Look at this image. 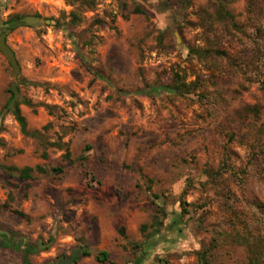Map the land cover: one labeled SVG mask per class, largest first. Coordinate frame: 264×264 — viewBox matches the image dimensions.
I'll return each mask as SVG.
<instances>
[{"label": "rangeland", "instance_id": "1", "mask_svg": "<svg viewBox=\"0 0 264 264\" xmlns=\"http://www.w3.org/2000/svg\"><path fill=\"white\" fill-rule=\"evenodd\" d=\"M90 1L0 0V25L39 18L0 28L20 67L13 77L0 53V165L47 171L24 182L0 169V264H58L76 250L89 255L71 264H199L200 249L211 264L254 253L264 264V115L243 112L264 107V0ZM173 71L198 83L194 95L135 93ZM14 82L27 129L47 126L68 159L57 147L42 158L21 134L7 109ZM159 207L176 225L150 238Z\"/></svg>", "mask_w": 264, "mask_h": 264}, {"label": "trees", "instance_id": "2", "mask_svg": "<svg viewBox=\"0 0 264 264\" xmlns=\"http://www.w3.org/2000/svg\"><path fill=\"white\" fill-rule=\"evenodd\" d=\"M66 3L70 6H77L81 4L84 0H65ZM89 8H92L94 5V2L91 0L89 3ZM223 11V10H222ZM134 14H141L147 16V12L141 7V5L136 4L133 9ZM26 16V15H25ZM23 15H13L11 16L7 21L3 22V24H9L15 26L20 18L25 17ZM70 17V20L68 21V24L75 25L80 22V16L75 13V11H71L68 15ZM11 29V28H9ZM8 29V30H9ZM191 54H196L198 56H203L206 54L205 51H197V50H190ZM19 90V88H17ZM198 90V83L196 81H187L185 73H182L181 71H173L172 72V77L171 81L167 83L166 85H159L156 84L154 86L145 84L143 89L135 91L136 94H145L147 96H155L158 95L161 91L168 92L171 94H174L176 96L180 97H187L190 95H194V93ZM10 93V98L8 100L7 106L10 103L11 99L13 98L14 94L12 90H9ZM26 106H31V103L29 101L24 100L23 101ZM10 112L15 120V122L18 124L20 132L22 135L32 138L33 140H36L39 142L40 147L42 148V158H47V149L51 147H57L58 149L63 150L65 153L63 154L64 159H68L70 156V152L68 149V143H60L59 141L56 142H50L43 136V132L46 131L47 126L42 127L39 130H33L29 131L27 129V124L24 116L20 113L18 103H15V107L13 110H8ZM243 112H246L247 114H251L254 117H259V115L262 113L264 115V107H258V106H246L243 109ZM0 117H1V112H0ZM2 124V120L0 119V126ZM81 160H85V157H82ZM229 165H226L225 163L222 164L219 170L215 172H206L209 176H218L221 172H227L229 171ZM0 169H2L5 173H7L10 176H16L19 180H22L24 182H28L32 180L33 176L35 174H46L47 171L41 167L40 165H36L34 167H23V168H17L14 166H4L0 165ZM50 172L53 174H61L63 172L62 167H53L50 169ZM8 207V202L4 203L1 208H6ZM180 213L179 216L181 215V212L185 213V209L183 206L180 207ZM16 214L22 218H26V215L20 211H16ZM166 212L163 208L159 207L154 214L152 218V223L151 227L153 229V232L151 235H148V237H154L158 234H161V228H167L169 231V227H172V225H176V221L173 220L168 227L165 226L164 221L166 220ZM169 228V229H168ZM147 237V236H146ZM149 239V238H148ZM1 245H6V243H2ZM30 252V251H29ZM209 250H198L196 255H197V260L199 264H211L209 260ZM145 255V252H142ZM89 253L87 252H82L80 256H88ZM142 255V256H144ZM259 255L257 253H254L253 256H250L248 258V261L246 264H260V259ZM26 258V256H25ZM78 259V258H77ZM108 259V253L107 252H99L96 255V260L98 262H105ZM24 263L28 264L27 260L24 259ZM142 261V257H138L136 262L134 264H140Z\"/></svg>", "mask_w": 264, "mask_h": 264}, {"label": "water", "instance_id": "3", "mask_svg": "<svg viewBox=\"0 0 264 264\" xmlns=\"http://www.w3.org/2000/svg\"><path fill=\"white\" fill-rule=\"evenodd\" d=\"M38 22H39V18L36 16H25L23 18H20L16 25L34 26ZM7 26L8 24L0 25V28L7 27ZM5 39H6V34L1 33L0 34V53L4 56L7 63L9 64L11 68L12 76L15 77L20 72V67L15 57L14 51L7 45ZM11 90L14 96L11 99L7 107L8 110L14 109L15 101L17 100L19 96L17 85L15 82L12 84ZM79 255H80V251L76 250L67 259L59 260L58 264H71Z\"/></svg>", "mask_w": 264, "mask_h": 264}, {"label": "flooded vegetation", "instance_id": "4", "mask_svg": "<svg viewBox=\"0 0 264 264\" xmlns=\"http://www.w3.org/2000/svg\"><path fill=\"white\" fill-rule=\"evenodd\" d=\"M3 25H5V24H3ZM12 27H14V26L8 24L7 27H3V28H1V29H2V30H7V29L12 28ZM1 33H5V32H4V31H0V34H1ZM5 41H6V39H5Z\"/></svg>", "mask_w": 264, "mask_h": 264}]
</instances>
